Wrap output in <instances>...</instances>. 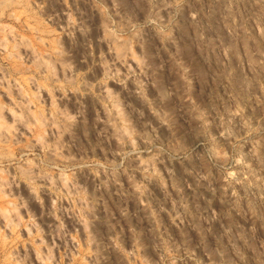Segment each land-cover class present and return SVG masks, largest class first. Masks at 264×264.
<instances>
[{
	"label": "rangeland",
	"instance_id": "rangeland-1",
	"mask_svg": "<svg viewBox=\"0 0 264 264\" xmlns=\"http://www.w3.org/2000/svg\"><path fill=\"white\" fill-rule=\"evenodd\" d=\"M0 264H264V0H0Z\"/></svg>",
	"mask_w": 264,
	"mask_h": 264
}]
</instances>
